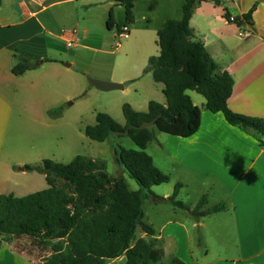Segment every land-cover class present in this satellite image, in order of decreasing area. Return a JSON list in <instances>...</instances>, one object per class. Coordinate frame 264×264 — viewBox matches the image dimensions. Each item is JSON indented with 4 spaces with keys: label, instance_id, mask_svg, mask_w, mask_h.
I'll list each match as a JSON object with an SVG mask.
<instances>
[{
    "label": "crops",
    "instance_id": "obj_1",
    "mask_svg": "<svg viewBox=\"0 0 264 264\" xmlns=\"http://www.w3.org/2000/svg\"><path fill=\"white\" fill-rule=\"evenodd\" d=\"M47 2L48 0H2L0 6V194L22 197L17 190L26 188L27 182H41L36 176L29 178L28 173L37 171H26L25 166H38L49 157L35 152L34 146L10 149L9 129L16 120L24 121V118L31 121L34 137L39 138V129H50L47 116H50L49 111L52 110L49 101L53 75L56 72L66 75V71L61 68L69 72L72 66H66L68 63H65L61 67L59 59H67L66 49L61 42L67 44V39L75 35L57 34L45 18H40L48 7ZM184 4L185 0H134V22L138 16L150 22L149 17H153L152 13L159 9L158 32L166 21L182 19ZM143 5L145 9L142 11ZM251 10V22H247L245 27L249 35L240 37V27L229 22L228 17L232 15L245 21L244 15ZM111 23L113 27L117 25ZM190 25L194 30V38L204 43L211 57L234 79L229 107L236 113L264 119V0H223L219 5L202 2L195 6ZM20 55L26 56L32 63L40 64L37 68L16 76L12 69L18 64ZM48 79H52L51 83ZM109 79L117 81L116 83L124 82L113 74ZM154 84L156 91L163 97L156 101L165 104L163 84ZM33 89L46 94L42 95L46 106L39 107V111L46 113L45 121L26 117L21 110L24 105H21L23 100L20 92H27L31 96ZM150 101L152 100L146 102V110ZM194 104L197 105L195 102ZM133 108L135 109L134 106ZM157 144L159 148L166 150L173 165L176 164L184 173L188 172V175L196 179V184H200L196 191V207L203 196L207 198L200 213L224 204V201L228 204L227 211L225 209L211 215H196V219L228 212L233 222L238 250L234 256L226 253L227 249L220 252L214 250L212 253L209 246L201 242L197 245L199 251L196 250L195 258L188 227L179 221L168 220L174 218L165 216L164 219L167 220L163 221L159 229L153 228L164 249V262L169 264L173 258H179L186 264H264V142L261 143L252 133L230 125L223 113H212L202 106L201 124L196 134L189 138L169 136L164 144ZM212 184L221 188L224 200L209 202L207 189ZM175 185H169L165 194H156L169 197ZM184 185L179 192L180 200H183L181 191L184 190ZM185 211L193 215L191 211ZM192 226L203 227L205 222L193 223ZM144 236L143 233L139 238ZM0 237V241L8 244V264H38L23 256L20 250H13L12 245ZM1 252L0 250V254ZM125 261L126 257L122 256L108 264H124Z\"/></svg>",
    "mask_w": 264,
    "mask_h": 264
},
{
    "label": "trees",
    "instance_id": "obj_2",
    "mask_svg": "<svg viewBox=\"0 0 264 264\" xmlns=\"http://www.w3.org/2000/svg\"><path fill=\"white\" fill-rule=\"evenodd\" d=\"M222 1L185 0L182 19L168 20L158 30L159 54L148 59L144 73H150L155 83L163 84L165 104L150 101L148 109L140 112L125 103L124 124L108 113L99 112L96 123L84 128L91 140L104 142L115 134L128 136L135 143L137 149L117 146L115 157L122 172L139 189L131 190L123 176L110 175L105 160L88 156L78 155L68 164L44 159L38 166L26 165V171L42 173L48 187L23 197L0 194L2 240L11 243L24 238L36 248L46 249L49 255L38 264H108L122 256L126 257L124 264H164L165 253L156 231L143 223L144 203L151 199L156 204L171 203L190 209L178 198L182 184H176L169 197L152 190L170 182V176L154 164L146 151L156 140L155 129L181 138L196 134L201 124V108L188 93L195 91L205 99L204 109L223 113L230 125L264 142V119L236 113L229 107L234 79L211 57L204 43L194 38L190 25L197 4L219 5ZM1 3L2 0L0 6ZM121 5L125 9L124 25L132 24L134 0H124ZM252 13L253 10L244 15L246 22H251ZM111 20L112 11L107 22L109 29L113 27ZM39 64L20 55L12 73L20 76ZM61 113V109L49 111L52 116ZM153 121L152 128H138ZM206 200L203 196L193 214L205 216L226 209L225 204H218L200 213ZM138 227L144 237L136 238ZM169 264L186 263L173 258Z\"/></svg>",
    "mask_w": 264,
    "mask_h": 264
},
{
    "label": "rangeland",
    "instance_id": "obj_3",
    "mask_svg": "<svg viewBox=\"0 0 264 264\" xmlns=\"http://www.w3.org/2000/svg\"><path fill=\"white\" fill-rule=\"evenodd\" d=\"M46 4L48 7L40 18H45L57 34L66 32L75 35V37H71L75 44L73 47H68L65 42H61L66 49L65 58L67 59H59L60 65L63 67L65 63L72 64L69 72L61 68L62 71H66V75L56 72L53 78L51 76L53 89L49 106L52 107V110L61 109L62 113L60 116L50 114L47 116L51 128L44 131L39 129V138L38 136L34 137L35 131L31 127V121L27 118H24V121L16 120L9 129V148L19 149L26 145L34 146L35 152H40L42 156H47L51 160L63 164L70 163L78 155L88 156L95 160H105L110 175L124 176L130 189L138 190L137 183L122 172L115 157L117 146L137 149L135 143L128 136L119 137L115 134H112L104 142L91 140L85 135L84 128L96 123V116L99 112L108 113L119 123L124 124L122 107L125 103L134 106L136 110L145 111L148 100L163 99L160 92L155 89L151 74L144 73L148 59L159 54L156 31L158 21H160L158 18L159 9L152 13L153 17H149L150 22L138 16L134 24L129 25L130 37L124 39L118 37L117 26H121L125 22V9L115 0H48ZM144 9L143 5L142 11ZM111 11V21L117 25L108 30L107 22ZM111 74L117 79L124 80L123 84L125 87L127 86V89L105 92L92 85L91 80L93 79L117 82L109 79ZM52 79H48V81L51 83ZM31 91L33 92L31 96L27 92H20L23 100L21 105L22 107L24 105L21 110L26 117L45 121L46 113L39 111V107L46 106L45 99H42V95L46 94L34 89ZM188 93L197 106L202 109L205 103L203 96L195 91ZM155 132L156 140L148 145L146 151L153 157L154 164L170 176L171 181L155 186L152 190L154 193L165 194L169 185L185 184L184 190L181 191L183 198L181 200L192 212L193 208H196V191L200 184L198 182L196 184V179L192 175H188V172L184 173L176 164L173 165V162L168 159L166 150L157 146L158 142L164 144L170 135L162 133L158 129H155ZM35 176L41 182L38 184H35L33 180L30 184L27 182L26 188L17 190L20 196L23 197L48 187L42 173H28L29 178ZM17 182L19 183L20 180ZM213 184L207 189L210 195L209 202L224 200L221 188L217 185L213 186ZM200 190L201 188H199ZM224 204L228 206L225 201ZM143 210L145 213L143 223L152 226L155 230L159 229L163 221L167 220L164 219L165 216L174 218L168 220L185 224L190 230L195 258L196 250L199 251L197 245L201 242L209 246L212 253L214 250L220 252L227 249L226 253L234 256L238 252L237 241L233 234V222L228 212L208 216L205 219H196V212L189 215L184 209L175 208L173 204H156L151 199L145 201ZM227 210L229 208H226L225 211ZM175 211H178V214H175ZM200 221L205 222V226H192L193 223L196 224ZM142 235L143 231L141 227H138L136 238ZM10 244L13 250H20L23 256L36 263L43 261L49 255L46 249H38L24 238L12 241ZM7 245L1 241L0 264L10 263ZM164 264L168 263L165 261Z\"/></svg>",
    "mask_w": 264,
    "mask_h": 264
},
{
    "label": "built area",
    "instance_id": "obj_4",
    "mask_svg": "<svg viewBox=\"0 0 264 264\" xmlns=\"http://www.w3.org/2000/svg\"><path fill=\"white\" fill-rule=\"evenodd\" d=\"M228 21L231 23H236L240 27L239 35L240 37H246L249 35V31L245 28L247 25L246 21H243L241 18H237L235 16H229ZM63 34L66 36L69 33L63 32ZM72 36H74V33H70ZM69 34V35H70ZM117 35L119 38L128 39L130 37V26L129 25H122L121 27L117 28ZM75 44L71 37L67 39V46L73 47Z\"/></svg>",
    "mask_w": 264,
    "mask_h": 264
},
{
    "label": "water",
    "instance_id": "obj_5",
    "mask_svg": "<svg viewBox=\"0 0 264 264\" xmlns=\"http://www.w3.org/2000/svg\"><path fill=\"white\" fill-rule=\"evenodd\" d=\"M115 1L117 3H120V4L124 2V0H115ZM66 66H69V64H66ZM91 83L98 90L105 91V92L117 90V89H124L123 84L116 83V82H109V81L93 79V80H91ZM153 126H154V121L153 122H144L138 128L145 129V128H152Z\"/></svg>",
    "mask_w": 264,
    "mask_h": 264
}]
</instances>
